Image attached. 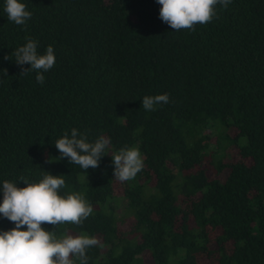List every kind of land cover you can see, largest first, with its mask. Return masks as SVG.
<instances>
[{
  "label": "trees",
  "instance_id": "trees-1",
  "mask_svg": "<svg viewBox=\"0 0 264 264\" xmlns=\"http://www.w3.org/2000/svg\"><path fill=\"white\" fill-rule=\"evenodd\" d=\"M20 2L24 25L0 0V202L4 181L61 175L59 194L83 193L93 213L42 227L96 237L88 264H264V0L218 5L194 31L164 23L157 0ZM26 37L38 54L54 49L43 84L15 62ZM165 93L169 103L143 108ZM73 128L110 139L97 168L56 159ZM124 147L144 167L120 182L111 155ZM14 227L0 216V231Z\"/></svg>",
  "mask_w": 264,
  "mask_h": 264
},
{
  "label": "clouds",
  "instance_id": "clouds-1",
  "mask_svg": "<svg viewBox=\"0 0 264 264\" xmlns=\"http://www.w3.org/2000/svg\"><path fill=\"white\" fill-rule=\"evenodd\" d=\"M232 0H157L161 5L159 18L175 31L189 29L195 25L210 23L217 17L216 8H227ZM4 11L8 20L16 25H24L31 19L32 13L20 0H5ZM27 43L14 50L15 62L30 68L21 69V75L36 72V81L43 84V73L52 69L56 62L54 49L49 45L45 54H38V42L27 38ZM5 59L10 57L5 56ZM6 74V70H5ZM142 106L146 111H154L155 106L169 103L167 93L145 96ZM55 147L60 153L56 159L68 158L71 164L81 169L97 168L103 156L108 155L110 139L101 135L94 142H89L88 133L71 130L57 139ZM112 156L114 178L120 182L129 181L143 169L144 160L137 147L121 148ZM51 162V160H49ZM48 173V172H47ZM27 186L17 187L16 182L4 181L2 184L3 200L0 202V216L15 227L0 231V264H88L87 249L103 246L96 237L86 234H65L58 238L54 231H48L43 224L57 226L60 224L82 225L93 213V207L83 193L73 192L67 196L59 194L65 187L61 175H45L39 182H29L21 178ZM26 226V230L24 229Z\"/></svg>",
  "mask_w": 264,
  "mask_h": 264
},
{
  "label": "rangeland",
  "instance_id": "rangeland-1",
  "mask_svg": "<svg viewBox=\"0 0 264 264\" xmlns=\"http://www.w3.org/2000/svg\"><path fill=\"white\" fill-rule=\"evenodd\" d=\"M229 159L230 160H233V159H236L237 158V154H236V148L235 147H231L229 149V155H228ZM119 186H117L116 188V191L119 192L120 191V188H118ZM125 228H128L129 226V220L127 219L125 224H124ZM146 261H148L149 259L146 257L145 258ZM198 264H215L212 260V258H209V257H200V260H199V263Z\"/></svg>",
  "mask_w": 264,
  "mask_h": 264
}]
</instances>
